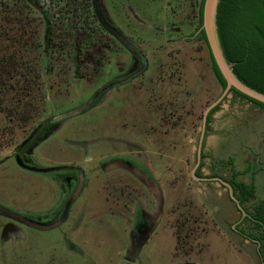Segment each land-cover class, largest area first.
<instances>
[{"label":"rangeland","instance_id":"374dc122","mask_svg":"<svg viewBox=\"0 0 264 264\" xmlns=\"http://www.w3.org/2000/svg\"><path fill=\"white\" fill-rule=\"evenodd\" d=\"M174 2L104 0L110 22L135 43H145L150 65L142 76L108 90L104 101L51 121L40 132L41 143L28 162L65 168L29 170L17 163L14 153L40 122L83 103L108 81L128 76L129 71L118 73L112 66L129 52L113 44V50L127 55L109 52L108 66L96 77L85 70L76 78L61 66L36 79L29 75V95L30 82L22 77L21 102L17 87L12 86L13 102V94L0 93L2 206L35 221H53L68 189L64 180L78 175L74 166L86 177L68 219L56 228L37 229L0 213V264H259L252 246L231 230L238 214L227 187L193 175L204 111L222 88L203 40L167 37L185 29L184 24L170 25L176 18ZM188 2L182 3V15L189 13ZM90 12L93 16L92 7ZM5 19L0 20V28L7 30L0 33V59L6 56L8 62L17 52L26 60L19 47V23L12 29ZM32 64L40 69L37 62ZM168 109L172 112L164 121ZM203 153L199 176L231 178L234 169L249 167L238 179L254 182L257 198L264 199L263 107L230 92L213 112ZM130 161L147 170L132 171ZM147 215V229L137 234L146 227Z\"/></svg>","mask_w":264,"mask_h":264},{"label":"trees","instance_id":"16d2710c","mask_svg":"<svg viewBox=\"0 0 264 264\" xmlns=\"http://www.w3.org/2000/svg\"><path fill=\"white\" fill-rule=\"evenodd\" d=\"M78 1L77 3L76 0H9L6 6L0 4V20L4 21L7 17L5 20L11 22L12 29L19 23L21 28L19 47L26 56V60H22L17 56V52H13L7 58L8 62L6 56L0 59V93L6 96L8 92L13 94L9 96L11 102L15 97L13 87H17L16 98L21 102L22 96L18 86L22 77L27 80L30 75L36 79L50 74L57 66H61L66 72L69 71L76 78H82L85 70L93 71L91 72L93 75L101 70L103 65L101 51L104 43L101 39V27L93 18L94 14L93 16L90 14L89 0ZM204 1L202 0L200 4L197 30L203 24ZM180 20L185 26V29L183 27L181 29L188 34L190 26L186 20L182 18ZM218 24L225 53L228 60L235 63L236 74L248 85L264 92V0H222L219 5ZM0 33L6 35V28H0ZM24 35L28 37L26 40ZM199 39L206 43L213 70L223 88L226 87L227 83L213 59L203 30ZM106 42L109 45L107 40ZM32 62H37L40 69L34 68ZM28 88H33L32 82L27 87L26 94L29 95L31 91ZM232 91L235 95L264 108L263 103L238 90ZM6 96H2L3 99ZM21 106L22 104H19L17 107ZM217 108L218 106L211 111L209 117ZM13 114L15 116L17 112ZM25 114H28L26 110ZM242 173L244 172L235 170L234 178ZM199 174L200 169L197 172V175ZM234 184L245 191L242 201L255 198L254 182L239 181Z\"/></svg>","mask_w":264,"mask_h":264},{"label":"flooded vegetation","instance_id":"af4514ba","mask_svg":"<svg viewBox=\"0 0 264 264\" xmlns=\"http://www.w3.org/2000/svg\"><path fill=\"white\" fill-rule=\"evenodd\" d=\"M188 1L190 2V3L188 2V6L190 7L189 13L187 12V14H185L183 12L184 14L182 15L181 7H182V3L184 2V0H175L174 5H176V7H174L175 9H174V15L173 16H175L176 18L170 20V22H171L170 25H173V27L174 26H179V25L182 26V23L180 22L181 21L180 19L182 18V19L186 20V22L190 26V31L188 30L189 31L188 34H186V32H184V30H182V29H180L178 31L176 30L175 32H171L170 31V33L167 34V37H172L171 36L172 34H175V36L176 35H178V36L187 35L189 40H195V39L200 40L199 36L201 34V28H199L197 30L196 26H197V23L199 21L200 4H201L202 0H188ZM89 3L91 4V7L93 8L94 18H95V20L97 21V23L101 27V39L104 40L103 48H102L103 50L101 51V55H102V58H103L102 67H104L105 65L108 66V61L106 60V58H108V56H109L108 53L109 52H114L115 56H117V54H122V55L125 54V53H121V51L112 49L114 47L113 44H117L119 47L120 46L124 47L129 52L130 55L128 56V58L126 60H119L118 63H115L114 66H112L113 70H115V71H117L119 73V72H121L120 70L122 69V72L126 73L127 71H129L128 72L129 74H128V76H126L124 78H121V79H118V80H111V81H108L107 83L103 84L102 86H100L92 94V96L89 99H87L86 101H84L83 103L77 105L76 107H74L72 109H76V108L86 104L91 98L94 97L93 98V103L86 110L90 109L92 106L97 104L99 100H101V101L105 100V97L107 96L106 93H107L108 90H110L112 88H115V87H120V86H122V85H124L126 83H129L132 80L142 76L143 74H145L146 70L149 68V65H150V56L146 55L144 53V50H143L144 46H145L144 45L145 43L142 46H140L139 44H137L134 41H132L127 35H125L118 27L113 25V23L110 22V20L108 18V15H107V12H106V10H107L106 6H104L105 5L104 0H99V4H100V8H101L106 20L108 21V23L111 26H113L117 30H119L128 39V41L133 45V47L136 48L138 53L132 52L130 49H128V47H126L122 43V41L120 39H118L116 36H114L112 33H110L108 30H106L102 26V24L100 23L97 15L95 13L93 0H89ZM164 36H165V34L163 35V37ZM163 37H162V39H163ZM109 38H111V39H109ZM112 38L115 39V40L112 41ZM106 40L108 41L109 45H107ZM125 55H127V54H125ZM172 68L170 70L171 76H172V73H174V71H175ZM102 72H103V69L101 68V70L98 73L94 74V76L96 77L98 74H101ZM214 74L216 76L215 71H214ZM216 78H217V76H216ZM218 81H219V79H218ZM112 84H115V85L113 86ZM101 88H103V90L98 93V91ZM221 88H222V91L225 89V87L223 88L222 85H221ZM231 92H233V91H231ZM216 106H218V105H216ZM72 109H70V110H72ZM86 110H84V111H86ZM168 110H169L168 113L163 118L164 121L167 120L166 116H168L169 113L172 112L171 111L172 109H168ZM211 111H210V113H211ZM210 113H209V115H210ZM209 115H208V120H207V128H209V125L211 123V119H212V115L213 114L211 115V117H209ZM64 119H67V118H64ZM64 119H60V118H57L56 116H52L51 118H46L45 120L40 122L30 132V134L27 136V138H25L18 145V147H17V149H16V151L14 153V157H15L14 159L17 161V163L20 166H22L23 168L31 170L28 166H35V165L34 164H30L28 162V160L32 158V156H33L32 154H33L34 149H36L37 146H39V144L41 143L40 142L41 140H39L40 132L48 125L49 122H51V121H62ZM123 161H127V160H123ZM255 162H256V160H255ZM257 162H258V160H257ZM128 163H130L129 167L132 169V171L135 170L136 172L140 171V172H144L145 173V170H147V169L143 168L142 165L138 164L137 162L130 161ZM201 164H202V161H201L200 165L198 166V168L203 166ZM231 165L233 167L234 163L232 162ZM71 168H73V166ZM67 169H70L69 166H67ZM199 169H201V168H199ZM233 169H234V167H233ZM73 170H75L78 173V175L76 176L75 180L73 178H68L67 180H64V181H66V185H67L68 189H67V192L65 193V198L63 199L62 203L59 206H57V208L54 211V213L56 215L55 219L53 221H50V222H56L57 220H60L61 218L64 217L67 204L70 201V199L72 198V196L74 195L75 191L77 190L80 182H82V187H81L79 195L82 192V189H83V186H84V183H85V179H86L84 170L81 167H77V166H74ZM235 170L236 169L233 170V176L231 178H227V177L221 176V175L203 176V177H217V176H220V177L224 178L225 180L229 181L233 185L234 193H235L236 197L239 199V201H240V203H241V205H242V207L244 208L245 211H243L238 206L236 201L233 200L230 197V195H229V198H230L231 202L233 203V206H234V208L236 210L235 213L238 214V216L233 220V224H232V227H231L232 229L231 230L244 243L249 244V245L252 246L254 254H255L256 258H257L258 263L259 264H264V199H259V198H257V195H256L255 198H249V199H245V200L242 201V198L245 195V191L243 189L239 188L238 185H235L234 182L237 183V182L243 181V180H239L238 177L234 178V171ZM240 171L244 172V173H242L240 175H244V174L250 172L251 169L249 167H246L245 169L240 170ZM50 172H52V171H50ZM255 175H256V171L254 170L252 172L253 178L255 177ZM244 182L250 183V182H247V181H244ZM223 186H225V185H223ZM228 194H229V190H228ZM79 195L72 201V203L79 197ZM72 203L69 206V209H68V212H67V216L65 217V219L59 225H61L63 222H65L68 219ZM148 217L149 216L147 215L146 219H144V221L146 223V227H144L143 230H140L139 232H137V234H143V232H145V230L147 229V227L149 225ZM50 222H47V223H50ZM186 262H191V261H186ZM180 263H183V262H180ZM192 263H194V262H192ZM194 264H196V263H194Z\"/></svg>","mask_w":264,"mask_h":264},{"label":"water","instance_id":"95a60500","mask_svg":"<svg viewBox=\"0 0 264 264\" xmlns=\"http://www.w3.org/2000/svg\"><path fill=\"white\" fill-rule=\"evenodd\" d=\"M222 0H205L204 1V6H203V24L201 26V30L205 32L208 46L210 48L211 54L213 56V59L219 68L223 78L225 79L227 85L225 89L222 91V94L217 98L214 102H212L204 111V116H203V124H202V131H201V136L199 140V145H198V154H197V161H196V166L193 170V175L198 178L199 180H216L221 182L223 185H225L228 190H229V195L230 197L236 201L238 206L243 210L244 208L242 207L239 199L236 197L234 193V187L233 185L225 180L224 178L217 176V177H203L197 175L196 169L200 165L202 161V147H203V142L205 138V133H206V128H207V120H208V115L210 111L218 105L224 97H226L232 89L238 90L239 92L243 93L244 95L258 101L264 104V92L259 91L256 88H253L252 86L248 85L245 83L242 79L239 78V76L236 74L234 70V62H230L227 58V55L224 50V46L222 43L220 31H219V24H218V12H219V5ZM94 4V9L95 13L102 24V26L108 30L110 33H112L114 36H116L118 39L122 41V43L128 47L132 52L138 53L135 47L128 41V39L115 27L111 26L108 21L106 20L99 4V0H93ZM113 86L115 84H112ZM103 88H101L100 91H102ZM94 98V97H93ZM93 98H91L86 104L76 108L69 110L67 112L61 113L57 115V118L64 119V118H69L72 116H75L87 108L91 106L93 103ZM31 170L34 171H39V172H50L58 169L65 168L64 166H55V167H39V166H28ZM82 187V182H80L77 190L75 191L74 195L70 199V201L67 204L65 215L63 218L60 220H57L56 222H50V223H42L35 221L27 216L21 215L16 213L15 211L8 209L0 204V213L11 217L12 219H15L21 223H24L28 226L41 229V230H47V229H53L57 227L67 216V212L69 209L70 204L72 201L79 195L80 190ZM172 264H194L192 262H183V263H172Z\"/></svg>","mask_w":264,"mask_h":264},{"label":"crops","instance_id":"0c3cea01","mask_svg":"<svg viewBox=\"0 0 264 264\" xmlns=\"http://www.w3.org/2000/svg\"><path fill=\"white\" fill-rule=\"evenodd\" d=\"M204 153H205V152H204ZM204 153L202 154V155H203V158L206 157V155H205ZM203 163H204V162H203V160H202V164H201V165H203Z\"/></svg>","mask_w":264,"mask_h":264}]
</instances>
